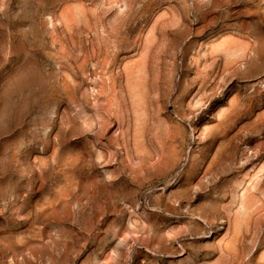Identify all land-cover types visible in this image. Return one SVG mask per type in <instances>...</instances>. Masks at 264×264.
<instances>
[{"label":"rangeland","instance_id":"rangeland-1","mask_svg":"<svg viewBox=\"0 0 264 264\" xmlns=\"http://www.w3.org/2000/svg\"><path fill=\"white\" fill-rule=\"evenodd\" d=\"M0 264H264V0H0Z\"/></svg>","mask_w":264,"mask_h":264}]
</instances>
